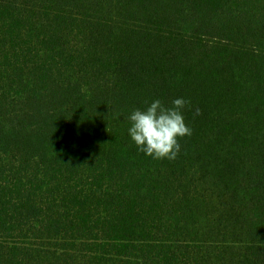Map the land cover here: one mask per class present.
<instances>
[{
  "label": "trees",
  "instance_id": "trees-1",
  "mask_svg": "<svg viewBox=\"0 0 264 264\" xmlns=\"http://www.w3.org/2000/svg\"><path fill=\"white\" fill-rule=\"evenodd\" d=\"M0 264H264V0H0Z\"/></svg>",
  "mask_w": 264,
  "mask_h": 264
},
{
  "label": "clouds",
  "instance_id": "clouds-1",
  "mask_svg": "<svg viewBox=\"0 0 264 264\" xmlns=\"http://www.w3.org/2000/svg\"><path fill=\"white\" fill-rule=\"evenodd\" d=\"M189 103L177 98L172 107H166L157 99L146 110H134L129 116V135L138 149L154 159L174 160L181 147L178 138L192 134L182 114V109ZM200 114L197 108L195 115Z\"/></svg>",
  "mask_w": 264,
  "mask_h": 264
}]
</instances>
